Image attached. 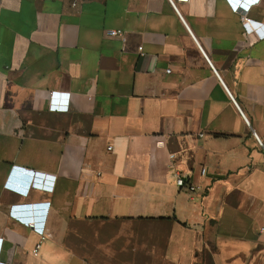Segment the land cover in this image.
Instances as JSON below:
<instances>
[{
	"label": "crops",
	"instance_id": "0c3cea01",
	"mask_svg": "<svg viewBox=\"0 0 264 264\" xmlns=\"http://www.w3.org/2000/svg\"><path fill=\"white\" fill-rule=\"evenodd\" d=\"M175 5L0 0L1 263L264 264V0Z\"/></svg>",
	"mask_w": 264,
	"mask_h": 264
},
{
	"label": "built area",
	"instance_id": "2783aa9c",
	"mask_svg": "<svg viewBox=\"0 0 264 264\" xmlns=\"http://www.w3.org/2000/svg\"><path fill=\"white\" fill-rule=\"evenodd\" d=\"M83 0H67V2L70 4V6L72 8H77L80 4V2H82ZM175 1L176 2H189V0H169V2L171 3L172 7L174 8V10L178 13L177 7L175 5ZM230 3V6L232 8V10L241 16L242 19V23L245 27V30L243 32V40H241L236 48H242L245 46H250L251 44H253V42L255 41V39L252 37L251 35V27L253 25V21L249 18L245 19L244 16L247 14L248 12V8L249 6H252L253 4H257L259 2V0H227ZM179 14V13H178ZM259 26V25H257ZM106 35L108 37L111 38H117L119 39L122 43H125L126 41V35L125 32H123L122 30H107L106 31ZM138 51L140 52V55H143V48L142 46H140L138 48ZM167 72L169 73L170 70H167ZM220 82L222 83L223 87L225 88L227 95L229 96V98L231 99V101L235 104V106L238 108V106L236 105V102L234 100V98L232 97L231 93L228 91V89L225 87V85L223 84V82L221 81V79L219 78ZM49 99H50V110L51 111H67L68 110V106H69V94L68 93H55V92H51L49 94ZM200 137L203 136V134H199ZM159 142L161 143V147H164L165 144L164 142L159 139ZM259 143L261 144V142L259 141ZM173 158V155L169 156V159ZM21 170V169H20ZM23 172L27 173V179L28 180H32L34 177H36L37 179H35V183H27V185L25 186V190H23V193H25L24 195L28 194L31 190H41L44 192H50L51 191V178L49 179V176H44L42 174H39L38 172H35L34 170L30 169V170H22ZM207 174V169L203 168L201 170V175L205 176ZM176 185L180 188H186L189 191H195L196 189H200L199 187H195L193 186L191 183H189L188 181L185 180L184 176L178 175L176 177ZM28 226L31 228H35L36 224L34 222H30L28 223ZM44 236L42 235L41 240H44ZM2 245V239L0 238V247ZM0 264H5V263H1Z\"/></svg>",
	"mask_w": 264,
	"mask_h": 264
},
{
	"label": "water",
	"instance_id": "95a60500",
	"mask_svg": "<svg viewBox=\"0 0 264 264\" xmlns=\"http://www.w3.org/2000/svg\"><path fill=\"white\" fill-rule=\"evenodd\" d=\"M212 177H217V176L212 175Z\"/></svg>",
	"mask_w": 264,
	"mask_h": 264
}]
</instances>
